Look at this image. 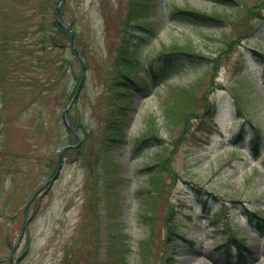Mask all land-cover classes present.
I'll return each instance as SVG.
<instances>
[{
	"label": "rangeland",
	"instance_id": "obj_1",
	"mask_svg": "<svg viewBox=\"0 0 264 264\" xmlns=\"http://www.w3.org/2000/svg\"><path fill=\"white\" fill-rule=\"evenodd\" d=\"M38 1L0 0V8L9 16L8 21L0 19V32L15 33L18 40L10 42L11 48L28 44L20 52L13 48L11 77L0 79V264H9L15 246L12 264H60L70 250L80 252L77 264H107L105 249L112 228L124 234L129 264H264V230L252 226L249 219L251 212L264 218L261 0L237 5L154 0L155 12L150 17L153 34L148 36L142 27L130 25L129 37L146 38L139 40L140 73L159 50L186 40L196 52L211 59L192 64L185 58L163 77L148 80L147 90H135L128 97L134 101L125 118L124 137L112 156L122 178L110 187L117 205L114 215L109 214L97 142L108 117L109 79L122 48L127 0H65L64 14L80 33L77 50H83L86 65L83 86L70 112L91 133L93 149L88 159L95 162L96 171L87 164L85 153L79 155L76 147H71L63 154L59 177L28 203L24 217V204L54 174L60 146L75 144L62 124L61 112L81 74L80 62L70 48L60 52L50 49L38 58L34 31L42 17L34 8ZM172 3L208 13L217 11L219 25L173 22L168 16ZM48 11L46 16H53V9ZM65 57L71 63L61 65ZM199 78L197 101L192 105L196 116L189 115L186 127L182 122L166 126L162 110L169 86H188ZM206 102L211 104L209 111H204ZM149 114L155 115L165 141L177 138L164 150L175 179L163 172L166 197L162 191L154 193L152 208L147 205L145 191L149 171L143 167L153 161L159 146L147 141L134 150ZM243 122L244 138L232 145L230 137ZM255 128L259 131L256 151L249 145ZM50 156L54 168L49 165ZM198 190L209 196L206 207ZM215 214L219 217L213 218ZM85 219L92 230L95 225L98 228L97 240L91 231L84 235ZM145 239L150 240L147 252L140 245ZM95 242L98 258L94 257Z\"/></svg>",
	"mask_w": 264,
	"mask_h": 264
},
{
	"label": "trees",
	"instance_id": "obj_2",
	"mask_svg": "<svg viewBox=\"0 0 264 264\" xmlns=\"http://www.w3.org/2000/svg\"><path fill=\"white\" fill-rule=\"evenodd\" d=\"M29 1V0H27ZM57 0H40L35 5L34 8L37 9V13L41 14V18H39L36 22V27L34 28L35 34L37 35L35 43L39 45L37 50L38 58H42L49 50H57V51H65L67 48L71 49L73 57L76 58L74 54V50L71 45V39L69 33L62 28L53 16H46V13L49 12V7L54 9ZM216 4H231L237 5L241 4L245 0H210ZM66 1L64 0L59 8V16L62 21H64L68 27L71 29L74 35L75 46L78 49V37L80 35L77 27L74 25L73 21H68L64 14V7L66 5ZM259 4H264V0H261ZM257 4V6L259 5ZM155 12V4L154 0H127V11L125 13L124 18L122 19L123 28L122 32V48H120L119 53L116 58V67L114 71H112V77L109 79V89L108 94L110 95V101L108 103V112L107 119L105 122L103 135L100 138V141L97 142L99 157L102 159V163L104 165V173H105V185H106V197L108 198L109 205V214L114 215L117 212V205L115 200V193L112 191L110 187L115 186V182H119L122 178L119 175V165L112 159L114 156L113 148L122 141L124 137V126H125V118H127V111L130 110L131 104L134 99H129L128 97L134 95L135 90H145L147 87V80L156 81L160 77L166 75L169 71H173L176 69L177 62L184 61L185 58L188 59L192 64H196L199 62H205L207 59H211L210 57L204 56L199 52H196L193 44L190 40H186L181 44L171 43V45L164 47L163 49L157 52V56L153 58L148 66L144 65V73H140V65L139 62V40L146 39L143 36L138 37H129V27L130 25H138L147 31V35L151 36L154 32L153 22L150 20L153 13ZM18 14H22L23 12L17 11ZM256 15V14H255ZM46 16V17H45ZM169 18L173 22L182 23L184 21H191L201 24L208 25H219V21L221 20L220 14L217 11H212L210 13L203 12L189 6H178L174 3L171 4L170 10L168 12ZM0 18L2 21H8V12L4 8H0ZM26 38V37H25ZM18 38L9 30H5L0 32V79H5L6 77H11L13 72V65H15V51L20 52V50L24 49L28 44L24 43L20 46L14 45L15 51L10 47V42H17ZM27 44V45H26ZM79 51V50H78ZM81 55H84L83 50L79 51ZM263 57V56H262ZM264 60V58H263ZM68 63L70 64L69 58H62V64ZM86 69V65H85ZM76 76V75H75ZM80 77H76V80H79ZM195 83H192L188 86H177L172 85L169 86L167 90V98L163 104V116L165 120L166 126H175L178 123L187 126L189 115L196 116L192 108L193 103L197 101L195 96V90L198 87L197 84L201 83L200 78L197 79ZM1 93V92H0ZM118 100L117 104L113 103ZM113 101V102H111ZM116 106V108H115ZM204 111H209L211 106L210 103L206 102L204 104ZM71 109H69L66 113L69 122L72 126L82 134L81 141L79 145L76 147L75 151L77 154L81 155L85 153L87 164L90 165V168L93 171H96L94 168L95 162L91 164L90 155L92 154V136L91 133L87 131V128L78 121H75L72 118ZM116 111L118 113H116ZM146 125L141 130L139 137L136 138L135 149H139L143 144L147 141H153L156 145L159 146V150L154 154L153 161L149 164H146L143 168L148 169V178H147V187L145 191H148L147 205L152 208L154 193H162L166 197V193L163 190L162 184V174L166 172L169 174V177L173 179L174 175H171L170 167L167 165V158L164 150H168L169 145H174L177 138H172L171 140H164L160 135V125L158 124L155 115L149 114L147 116ZM63 124V122H62ZM64 128L73 137V142H76V138L74 139V134L70 128L66 127L63 124ZM245 131V124L239 128V130L234 134L231 138L230 142L237 144L241 141L243 134ZM71 142V141H69ZM165 142V143H164ZM259 143V131L255 130L252 134L251 145L253 149H257ZM69 149L65 150L68 151ZM169 152H172L169 149ZM54 157H49V165L52 168L55 167ZM57 162V161H56ZM92 165V166H91ZM169 179L166 181L168 182ZM167 184H164V187L167 188ZM198 193L202 195V192L198 190ZM205 202V201H203ZM206 203H203L205 206ZM93 210L95 211V206H93ZM250 215V222L254 225L258 226L260 229H264V221L263 218H260L257 213ZM216 218L217 215H214ZM255 221V222H253ZM112 227H115V223H110ZM169 225L170 222H168ZM82 229L84 235H87L89 231L94 233L96 236V240L98 239V228L95 227L93 230L89 222L85 219L82 222ZM112 234L109 237L108 244L105 249V256L107 259V264H129L128 262V253L129 247L127 243L124 241V234L120 230H114L112 228ZM243 242L242 240H240ZM150 240H142L140 241L141 248L144 252H147L150 247ZM95 251L94 257L98 258V242H95ZM80 252L78 250H70L66 254L63 255L60 264H77L79 261Z\"/></svg>",
	"mask_w": 264,
	"mask_h": 264
},
{
	"label": "water",
	"instance_id": "obj_3",
	"mask_svg": "<svg viewBox=\"0 0 264 264\" xmlns=\"http://www.w3.org/2000/svg\"><path fill=\"white\" fill-rule=\"evenodd\" d=\"M61 2H62V0H58L57 1V4H56V6H55V10H54V17H55V19H56V21L62 26V27H64L69 33H70V36H71V39L73 40V35H72V33H71V31H70V29L59 19V15H58V10H59V6H60V4H61ZM81 62H82V78H83V75H84V62H83V59L81 58ZM80 85V84H79ZM79 87L80 86H78V89H79ZM74 97H75V94H74V96L72 97V99L70 100V102L68 103V105H67V107L63 110V112H62V116H63V121H64V123L67 125V126H69V127H71L72 128V126L70 125V123L68 122V120H67V118H66V116H65V111H66V109L71 105V102L73 101V99H74ZM76 135H77V137H78V139H79V135L76 133ZM65 147H68V146H64L62 149H61V151L65 148ZM60 166H61V153H60V155H59V165H58V169H57V171H56V173L48 180V182L49 183H52L53 181H54V179H56L57 178V176H58V173H59V169H60Z\"/></svg>",
	"mask_w": 264,
	"mask_h": 264
}]
</instances>
